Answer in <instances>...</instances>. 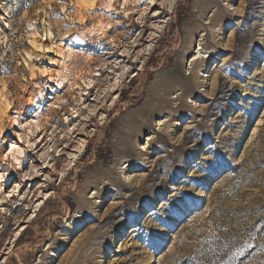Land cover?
<instances>
[{"label":"rangeland","instance_id":"374dc122","mask_svg":"<svg viewBox=\"0 0 264 264\" xmlns=\"http://www.w3.org/2000/svg\"><path fill=\"white\" fill-rule=\"evenodd\" d=\"M0 176V264H264V0H0Z\"/></svg>","mask_w":264,"mask_h":264},{"label":"snow or ice","instance_id":"6c2138e0","mask_svg":"<svg viewBox=\"0 0 264 264\" xmlns=\"http://www.w3.org/2000/svg\"><path fill=\"white\" fill-rule=\"evenodd\" d=\"M152 3L155 4L156 3V0H152ZM33 123H35V121H33ZM11 148L17 149L18 146L15 143H12L11 144ZM9 155H11V152H6V155L4 156V159L7 160L8 157H9ZM20 155H23V152L22 151H20ZM12 159L15 161V163H16L17 166H20V163L21 162L19 160H17L15 156H12ZM37 174H39V173H37ZM61 175H63V173H61ZM27 178H28L27 173H25V179H27ZM44 178L45 179H48L47 176H45ZM0 179H3V176H0ZM16 188H19V185L18 184L15 186V188L12 191H8L7 192V195L11 196L12 195V192L15 191Z\"/></svg>","mask_w":264,"mask_h":264},{"label":"bare ground","instance_id":"6f19581e","mask_svg":"<svg viewBox=\"0 0 264 264\" xmlns=\"http://www.w3.org/2000/svg\"><path fill=\"white\" fill-rule=\"evenodd\" d=\"M150 2H152V0H149ZM64 80H65V78H61V80H59V86H61V89H64ZM50 91H53L52 89H49V92ZM187 139H190V137L188 136V137H186ZM14 151L11 149V153H13ZM10 197H14V196H10ZM176 223H177V221H175L173 224H174V226L176 225ZM173 226V227H174ZM27 228H25V230H26Z\"/></svg>","mask_w":264,"mask_h":264}]
</instances>
